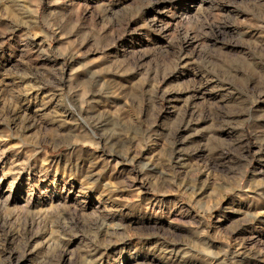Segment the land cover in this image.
<instances>
[{"label":"rangeland","instance_id":"rangeland-1","mask_svg":"<svg viewBox=\"0 0 264 264\" xmlns=\"http://www.w3.org/2000/svg\"><path fill=\"white\" fill-rule=\"evenodd\" d=\"M0 264H264V0H0Z\"/></svg>","mask_w":264,"mask_h":264}]
</instances>
